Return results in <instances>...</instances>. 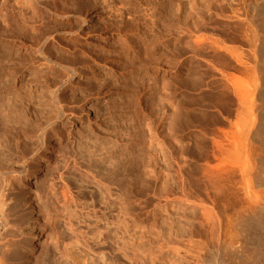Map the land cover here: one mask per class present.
<instances>
[{"label":"rangeland","instance_id":"rangeland-1","mask_svg":"<svg viewBox=\"0 0 264 264\" xmlns=\"http://www.w3.org/2000/svg\"><path fill=\"white\" fill-rule=\"evenodd\" d=\"M263 10L264 0H0V118L12 132L0 128V148L11 151L2 164L19 165L21 155L33 154L38 129L63 112L29 158V170L11 177L7 194L0 187L17 205L7 212L0 263L264 264V225H238L230 239L212 241L195 228L201 220L195 197L180 202L174 189V159L194 162L184 172L199 178L206 138L223 126L219 119H234L225 108L231 86L220 73L235 74L241 88L258 83L255 61L264 62V48L252 51L242 31L249 24L261 49ZM218 46L236 48L243 64ZM212 79L219 87L228 83L220 89L226 98ZM194 103L199 112L207 108L198 121ZM48 180L60 190L64 184L68 197H43L46 206L38 210L35 200ZM192 190L204 197L203 189Z\"/></svg>","mask_w":264,"mask_h":264},{"label":"bare ground","instance_id":"bare-ground-1","mask_svg":"<svg viewBox=\"0 0 264 264\" xmlns=\"http://www.w3.org/2000/svg\"><path fill=\"white\" fill-rule=\"evenodd\" d=\"M31 2V1H30ZM27 3H29L27 1ZM253 10H255V5L251 6ZM247 15V14H246ZM260 19L262 21V23L264 24V10L262 11L261 15H260ZM236 17H239L238 15H236ZM249 15H247L246 18H248ZM249 20V18H248ZM250 21V20H249ZM247 23H252L251 21ZM255 21V19H254ZM253 21V23L255 24V22ZM255 26V25H254ZM245 31V32H244ZM242 31V35L245 33L244 37L247 38V42L248 44H250L252 51L256 52V50H262L264 48V42H262L261 44V49H259L258 47H260L259 43L257 42L258 38H256V34L254 33V31L251 29V27L249 26V24L245 27V30ZM238 37H241L238 36ZM258 43V44H257ZM187 44V43H186ZM190 45V43H189ZM188 45V46H189ZM187 47V46H185ZM192 47V46H191ZM189 48V47H188ZM187 48V49H188ZM220 48V50H223V52H226L227 54H229L235 64L240 65L243 64V60H242V55L240 52L237 51L236 48L234 47H226V46H218V49ZM190 49V48H189ZM43 51V50H42ZM264 51V50H263ZM260 52V51H259ZM264 54V52H263ZM261 54V55H263ZM46 55V53H45ZM43 56V55H42ZM262 58V57H261ZM1 60V59H0ZM227 60V59H226ZM264 59L262 58V61ZM228 61V60H227ZM5 62V61H4ZM4 62H3V66H4ZM6 63V62H5ZM15 64V63H14ZM230 64V63H229ZM12 65V64H10ZM16 65V64H15ZM50 65V64H49ZM235 65L233 68H237ZM255 65L256 68L260 67L258 69V71L260 72L259 76H258V83H255V79H254V84L251 87V85H249L251 88L247 87V85H245V88H241V82H240V78H238L237 76H235V74L230 77H228V74H224L222 73L219 69V71L221 72L220 74L222 76L225 77L226 80H228V83L230 84L231 87H227L229 86L227 81L225 80L224 83H227L226 87L229 89L231 88L232 90V96L234 99H236V101L234 100V105L236 104V107L233 105L232 109L230 108V106L228 107V103L232 104L233 102L231 101L233 98L230 95V93L228 94L230 97V102H228L226 105V113L228 116H230V118H234L232 121H225L224 119H219V122L221 124H223V126L219 129H215L212 134L210 135V139H208V135H206L205 131L204 134L202 135V133L200 135L204 136L206 135L205 142H207V140H209V144L210 146H207L205 149V155H202V159L201 164H199V175L197 177V179H192L193 174H188L186 171V169L188 167H191V169L195 168L194 165L192 166L191 164H189L192 161L186 160L187 159V155L189 153H187V155L183 154L185 158L183 157H177L178 159L174 161L177 164V170L175 171L176 173V180H175V188L177 190V193L179 194L178 198L180 200V202H189L194 198V203L197 204L198 209H199V213H200V221L195 225V228H199L200 231H206V235H208V239L212 240V241H220V240H224L226 241V239H230L232 236V228L233 227H238L239 226H243L241 228H243L244 226H251V222H253L255 225L258 226H262L264 225V62H259V60L255 61ZM18 66V65H17ZM231 66V65H230ZM254 65H251V70L254 71ZM10 67V66H9ZM56 67V66H55ZM68 68V67H67ZM14 69V68H13ZM69 69V68H68ZM1 70V69H0ZM252 71V72H253ZM257 71V69H256ZM257 71V72H258ZM3 73V72H2ZM226 73V72H225ZM68 74V73H67ZM65 75V74H64ZM255 78V76H254ZM214 79H212L213 81ZM223 80V79H222ZM62 81V80H61ZM224 81V80H223ZM53 82V81H52ZM55 82V81H54ZM66 82V81H65ZM215 82L217 83L218 81L215 79ZM215 82L213 81L212 83H214L212 85L213 88H215V86H217V88L220 90H224V88H226L225 86H218L215 84ZM57 83V82H56ZM70 83V82H69ZM101 83V82H100ZM220 84V83H219ZM52 85V84H50ZM103 85V84H102ZM225 85V84H224ZM3 86V84H2ZM5 86V85H4ZM223 89H222V88ZM2 89V88H1ZM0 89V91H1ZM52 89V88H51ZM227 89V90H228ZM142 90V89H141ZM216 90V89H214ZM218 90V91H219ZM221 90H220V95L221 97L224 96L221 94ZM226 90V91H227ZM213 91V89H212ZM225 91V92H226ZM229 91V90H228ZM223 94H225L223 92ZM50 95V94H49ZM53 95V94H52ZM227 95V94H226ZM227 95V96H228ZM4 96V95H3ZM22 97V96H21ZM31 97V96H30ZM44 97V96H43ZM48 97V96H46ZM53 100L56 99L55 95L52 96ZM225 97V96H224ZM226 98V97H225ZM3 99V98H2ZM18 99V98H17ZM24 99V98H23ZM60 99V98H58ZM13 100V99H12ZM21 100V99H20ZM26 100V99H25ZM226 100V99H224ZM228 100V99H227ZM16 101V99H15ZM28 101V100H26ZM61 101V100H60ZM23 102V101H21ZM25 102V101H24ZM30 102V101H29ZM34 102V101H33ZM59 102V101H58ZM226 102V101H225ZM236 102V103H235ZM20 103V101H19ZM196 103V102H195ZM192 105V107H196L199 106L197 104ZM211 103V101H210ZM209 103V104H210ZM24 104V103H23ZM199 104V103H198ZM213 104V103H211ZM22 105V104H21ZM62 105V104H61ZM52 106V105H51ZM57 106V105H56ZM178 106V105H177ZM181 106V105H179ZM213 106V105H212ZM211 106V108H213ZM175 107V105H174ZM205 107V105H204ZM203 107V108H204ZM208 107V106H206ZM210 107V106H209ZM1 108V107H0ZM60 108V107H58ZM177 108V107H176ZM175 108V109H176ZM201 108V107H200ZM210 108V109H211ZM16 109V108H15ZM180 109V107L178 108ZM177 109V110H178ZM209 109V110H210ZM38 110V109H37ZM40 110V109H39ZM53 110V109H52ZM51 110V111H52ZM174 110V109H173ZM182 108L179 110L181 113ZM194 110V109H193ZM201 109L199 108H195L194 110V118L195 121H198V112ZM203 110V109H202ZM207 110V108L205 109ZM201 111L202 113L205 111ZM50 111V112H51ZM56 111V110H55ZM54 111V112H55ZM184 112V110H182ZM212 111V110H211ZM208 111V112H211ZM37 112V111H36ZM35 112V113H36ZM48 112V111H47ZM65 112V111H64ZM174 113L176 111H173ZM199 112V114L201 113ZM213 112V111H212ZM211 112V114H212ZM16 113V112H15ZM40 113V112H39ZM52 113V112H51ZM50 113V114H51ZM125 113V112H124ZM179 113V112H178ZM186 113V112H185ZM201 113V115H202ZM225 113V114H226ZM10 114V113H9ZM37 114V113H36ZM48 114V113H47ZM55 114V113H54ZM57 114V113H56ZM177 114V113H176ZM184 114V113H183ZM188 114V113H187ZM205 114V113H203ZM208 113H206L207 115ZM208 114L209 117H212V115ZM214 114V112H213ZM12 115V114H11ZM189 115V114H188ZM193 115V114H192ZM215 115V114H214ZM15 116V115H13ZM33 116V115H32ZM63 116V112L61 110H59V113L56 117H54L53 119H51L50 121H48V123L46 125H43L42 127H40L38 129V137L37 141L39 143V145L36 147L34 146L35 150L33 152V154L31 155H35L36 153H38L45 145L46 143V134L48 133L47 129L48 127H50L55 120H57L58 118H61ZM178 116V114L176 115ZM183 116V115H182ZM200 116V115H199ZM34 117V116H33ZM38 116L36 115V118ZM180 117V114H179ZM177 117V118H179ZM14 118V117H13ZM18 118V117H16ZM48 118V117H47ZM52 118V117H51ZM184 117H182L183 119ZM191 118L193 117H189V119L191 120ZM201 118V117H200ZM214 118V117H213ZM227 118V117H226ZM15 119V118H14ZM35 119V118H34ZM33 119V120H34ZM38 119V118H37ZM124 119V118H123ZM182 119L180 118V120L182 121ZM187 119V118H186ZM186 119L184 118L185 122ZM13 120V119H12ZM18 120V119H17ZM32 120V118H31ZM39 120V119H38ZM183 120V121H184ZM189 120V121H190ZM194 120V119H192ZM191 120V121H192ZM215 120V118H214ZM227 120H231V119H227ZM36 121V120H35ZM177 121V120H176ZM205 121V120H204ZM203 121V122H204ZM4 122V121H3ZM12 122V121H11ZM15 122V121H14ZM18 122V121H17ZM20 122V121H19ZM18 122V123H19ZM202 122V123H203ZM207 122V121H206ZM24 123V122H23ZM26 123V122H25ZM31 123V122H30ZM192 123V122H191ZM199 123V122H198ZM197 123V124H198ZM205 123V122H204ZM209 123H214L213 121ZM6 124V123H5ZM9 124V123H8ZM16 124V123H15ZM27 124V123H26ZM40 124V123H39ZM201 123H199L200 125ZM206 124V123H205ZM182 123L179 125V128L182 130ZM193 125V124H192ZM196 125V124H195ZM207 125V124H206ZM213 125V124H211ZM211 125L209 127H211ZM217 125V123H216ZM11 126V125H10ZM186 126H188V124H186ZM184 126V127H186ZM205 125L201 124V127H204ZM215 126V125H214ZM5 125L2 124V120L0 118V128H4ZM18 127V126H17ZM35 127V126H34ZM34 127L32 129H34ZM38 127V126H37ZM52 127V126H51ZM195 127V126H193ZM216 127V126H215ZM214 127V128H215ZM8 125L4 128V130H8ZM12 128V127H11ZM26 128V127H25ZM196 128V127H195ZM207 128V127H206ZM213 128V127H211ZM213 128V129H214ZM217 128V127H216ZM31 129V130H32ZM178 129V130H180ZM185 129V128H183ZM193 129V128H192ZM1 130V129H0ZM3 130V129H2ZM1 130V131H2ZM4 131L5 133L7 132H11V131ZM29 130V129H28ZM52 130V129H51ZM209 130V128H208ZM0 131V132H1ZM3 132V131H2ZM25 132V131H24ZM28 132V131H27ZM26 132V133H27ZM32 132H34V130H32ZM178 132V131H176ZM193 136L192 137H196L197 136V129L193 130ZM12 133V132H11ZM35 133V132H34ZM51 133V132H50ZM28 134V133H27ZM3 134H0V137ZM7 135V134H6ZM48 135V134H47ZM191 135V134H190ZM9 136V135H8ZM141 136V135H140ZM201 136V137H202ZM3 137V136H2ZM7 137V136H6ZM139 137V136H138ZM191 137V136H190ZM201 137H199V139H202ZM10 138V137H9ZM136 138V137H135ZM15 139V138H14ZM27 139V138H26ZM193 139V138H192ZM199 139H193L191 142L194 144L197 141H199ZM12 140V139H11ZM139 140V139H138ZM203 140V139H202ZM203 140V146L205 147V142ZM7 141V139H6ZM16 141V140H15ZM22 141V139H21ZM178 141V140H177ZM180 141V140H179ZM3 142V141H2ZM18 142V141H17ZM16 142V144H17ZM24 142H26L24 140ZM6 143V142H5ZM4 143L3 147L6 146ZM9 143V142H7ZM6 143V144H7ZM14 143V142H13ZM19 143V142H18ZM23 143V142H21ZM33 143V142H32ZM200 143V142H199ZM198 143V144H199ZM202 143V142H201ZM1 144V143H0ZM3 144V143H2ZM1 144V145H2ZM11 144V143H10ZM29 144V142H28ZM179 144V143H178ZM0 145V146H1ZM14 145V144H12ZM27 145V144H26ZM32 145V144H30ZM35 145V144H34ZM37 145V144H36ZM192 145V144H191ZM190 145V146H191ZM195 145V144H194ZM197 145V143H196ZM202 145L200 144V146L202 147ZM208 145V143H207ZM8 146L10 147V145L8 144ZM15 146V145H14ZM33 146V145H32ZM177 146V145H176ZM181 146V144H180ZM198 146V147H200ZM2 147V146H1ZM7 147V146H6ZM13 147V146H12ZM11 147V149H12ZM184 147V146H183ZM192 147V146H191ZM195 147V146H194ZM200 147V148H201ZM203 147V148H204ZM5 148V147H4ZM22 148V147H21ZM26 148V147H25ZM32 148V147H31ZM178 148V147H177ZM181 148V147H180ZM189 148V147H188ZM197 148V147H196ZM7 149V148H5ZM29 149V148H28ZM27 149V150H28ZM179 149V148H178ZM184 149V148H183ZM191 149V148H190ZM194 149V148H193ZM199 149V148H198ZM196 149V151L198 150ZM8 151H10L9 149H7ZM7 150H4L2 148H0V158L2 160V162L0 163V182H4V184L0 183V187L2 186V188L4 187V191L7 190V187L9 186V180L11 181V177L15 174H24L25 172H27L30 168V166L33 164L31 163V160L29 161V158H31V155L26 156L27 153H25L24 156H20L19 160L21 161V164L19 165H14L12 167H10L9 165H3V160L7 161V159H10V154L8 155ZM14 150V149H13ZM21 150V149H20ZM177 150V149H176ZM181 150V149H180ZM195 150V149H194ZM202 150V149H200ZM18 151V150H17ZM193 151V150H192ZM195 151V152H196ZM203 151H199L200 153H202ZM20 152H26L24 151H20ZM179 152V150L177 151V153ZM182 152V151H181ZM185 152V151H184ZM187 152V151H186ZM185 152V153H186ZM191 152V151H190ZM204 152L202 154H204ZM13 153V152H12ZM11 153V154H12ZM32 153V152H31ZM21 154V153H19ZM29 154V153H28ZM180 154V153H178ZM196 154V153H195ZM192 154L190 156L195 155ZM198 154V152H197ZM13 155V154H12ZM181 155V154H180ZM177 155H175L176 157ZM189 156V155H188ZM185 160H183V159ZM189 158V157H188ZM194 158V157H193ZM9 159L7 162H9ZM199 159V158H198ZM15 160V159H14ZM193 160V159H190ZM197 160V159H196ZM200 160V159H199ZM18 161V160H17ZM16 161V162H17ZM198 161V160H197ZM196 161V162H197ZM194 163V162H192ZM10 164V163H8ZM197 164V163H195ZM197 166V165H195ZM193 167V168H192ZM176 169V167H175ZM51 171V170H50ZM191 171V170H190ZM48 172V171H46ZM52 172V171H51ZM54 172V171H53ZM194 172V176H196L195 172L196 171H192ZM186 173V174H185ZM54 177V174L51 173ZM125 174V172H124ZM50 175V173H49ZM46 176V175H44ZM14 177V176H13ZM52 177V176H51ZM61 177H62V173H61ZM196 178V177H195ZM45 179V178H43ZM42 179V180H43ZM48 179V178H47ZM50 179V177H49ZM53 179V178H52ZM58 180V179H57ZM61 180V179H60ZM127 179H124V182ZM49 181V185H47V190L44 192L43 194H40L41 191L38 192L37 194V200H35L37 202L36 206H38V210L39 209H44V207H42V199L43 197H47L46 199L52 197L54 198L56 196H58V193H61L63 199L64 197L69 193L66 192V187L63 188L62 184V189L60 190L59 187L58 189L55 187L56 185V181L53 180H48ZM43 182V181H42ZM55 182V184H54ZM62 182V181H61ZM109 182V181H108ZM47 183V182H46ZM127 183V182H126ZM11 184V183H10ZM44 184V183H43ZM109 183H107L106 185H109ZM124 184V183H123ZM136 184V183H135ZM4 185V186H3ZM46 185V184H45ZM11 186V185H10ZM15 186V185H14ZM42 186V185H41ZM122 186V183H121ZM6 187V188H5ZM44 187V186H43ZM55 187V188H54ZM58 187V186H57ZM109 188V186H107ZM124 186H122L123 188ZM194 187V190L197 188H201L204 191V197L200 196V195H196L195 191L192 190V188ZM40 188V187H39ZM1 189V188H0ZM42 189V188H41ZM40 189V190H41ZM11 190V187H10ZM16 190V189H15ZM57 191V194H55ZM124 190V189H123ZM2 190L0 193V252H2V250H4V244H2L1 242V238L4 236L3 235V231L8 228L9 224V220H8V213L9 211L13 210L17 205H15L14 203H8V201H6L5 196L7 197V195H5V193L7 191ZM9 191V188H8ZM17 191V190H16ZM61 191V192H59ZM69 191V189L67 190ZM125 191V190H124ZM201 192V191H200ZM8 193V192H7ZM6 193V194H7ZM16 195V194H15ZM203 195V193H202ZM19 196V195H18ZM36 196V193H35ZM200 196V197H198ZM13 197V196H12ZM68 197V195L66 196ZM65 197V198H66ZM10 198V197H7ZM19 198V197H18ZM21 198V197H20ZM52 198H50V200H52ZM36 199V197H35ZM45 199V202L47 201ZM55 199V198H54ZM68 199V198H67ZM13 200V199H12ZM22 199H20L21 201ZM66 199H64L65 202ZM19 201V200H18ZM19 201V203H20ZM44 201V200H43ZM193 201V200H192ZM191 201V202H192ZM10 202V201H9ZM21 205V203H20ZM44 205V203H43ZM21 207V206H20ZM21 208H19L20 210ZM37 209V207H36ZM40 210V211H41ZM18 211V210H17ZM21 211V210H20ZM39 211V212H40ZM12 212V211H11ZM24 212V211H23ZM20 212V213H23ZM16 213V212H15ZM13 213V214H15ZM17 214V213H16ZM24 214V213H23ZM22 215V214H21ZM12 216V215H9ZM23 216V215H22ZM20 217V216H19ZM25 217V216H24ZM17 218V217H16ZM21 219V218H19ZM23 219V218H22ZM17 219H15L16 221ZM14 222V221H13ZM19 222V221H17ZM15 223V222H14ZM14 225V224H13ZM194 225V223H193ZM19 227V225H18ZM263 227V226H262ZM17 229V228H16ZM238 229H240V227H238ZM8 230V229H7ZM12 230V229H11ZM244 230V229H243ZM262 230V229H261ZM264 230V229H263ZM6 231V230H5ZM4 231V232H5ZM12 232V231H11ZM14 232V231H13ZM192 230H190L189 234L187 235V239H186V243L188 246L192 247L194 244V240L192 237ZM261 233V232H260ZM264 233H262L261 235H263ZM3 235V236H2ZM259 235V234H258ZM10 237V236H9ZM12 238V237H11ZM260 238V237H259ZM4 239V238H3ZM2 239V240H3ZM6 239V238H5ZM8 239V238H7ZM261 239H263V237H261ZM10 239H8L9 242ZM13 240V239H12ZM7 242V241H6ZM15 242V241H14ZM10 243V242H9ZM8 243V244H9ZM232 243V242H231ZM226 244V243H225ZM234 244V243H233ZM232 244V245H233ZM204 245V244H199V246ZM238 245V244H237ZM8 246V245H7ZM227 246V245H226ZM8 248V247H7ZM235 250V246L233 247ZM238 248V247H237ZM6 249V248H5ZM8 250H10L8 248ZM8 252V251H7ZM6 252V254H7ZM19 252V251H18ZM262 252V251H261ZM264 252V250H263ZM4 253V252H3ZM1 254V253H0ZM264 254V253H263ZM8 255V254H7ZM2 258V255H0ZM261 256H263L261 254ZM1 260V259H0ZM5 260V259H4ZM3 263V261H1ZM6 262V261H5ZM1 264V263H0Z\"/></svg>","mask_w":264,"mask_h":264}]
</instances>
